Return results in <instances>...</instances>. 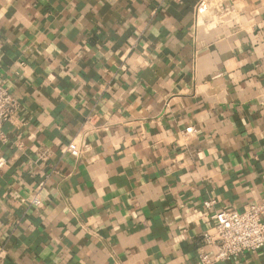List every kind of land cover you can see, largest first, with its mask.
Instances as JSON below:
<instances>
[{
	"label": "crops",
	"instance_id": "obj_1",
	"mask_svg": "<svg viewBox=\"0 0 264 264\" xmlns=\"http://www.w3.org/2000/svg\"><path fill=\"white\" fill-rule=\"evenodd\" d=\"M200 1L0 0V264H200L264 201V0Z\"/></svg>",
	"mask_w": 264,
	"mask_h": 264
},
{
	"label": "built area",
	"instance_id": "obj_2",
	"mask_svg": "<svg viewBox=\"0 0 264 264\" xmlns=\"http://www.w3.org/2000/svg\"><path fill=\"white\" fill-rule=\"evenodd\" d=\"M213 2V0L200 1L196 11L197 25L211 26L213 23L217 25L219 13L216 11L217 5ZM214 11L215 14H213ZM19 108V101L0 76V131L6 123L15 124ZM71 148L77 149L75 143H71L64 150L66 152ZM77 150L79 153H84L88 150V145L83 143ZM5 165L6 161L0 159V171ZM39 190L28 200L32 206H43ZM215 203V200H209L204 204L208 210H211ZM210 218L212 224L202 235V246L197 257L200 264H215L231 260L245 253H256L264 247V201L248 205L243 211H216ZM210 248L216 249V252H208Z\"/></svg>",
	"mask_w": 264,
	"mask_h": 264
}]
</instances>
